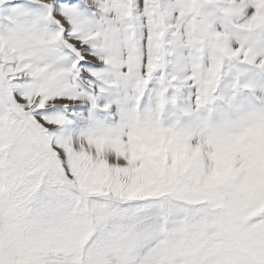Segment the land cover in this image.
I'll list each match as a JSON object with an SVG mask.
<instances>
[{"label": "snow or ice", "instance_id": "6c2138e0", "mask_svg": "<svg viewBox=\"0 0 264 264\" xmlns=\"http://www.w3.org/2000/svg\"><path fill=\"white\" fill-rule=\"evenodd\" d=\"M0 264H264V0H0Z\"/></svg>", "mask_w": 264, "mask_h": 264}]
</instances>
